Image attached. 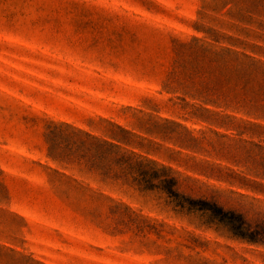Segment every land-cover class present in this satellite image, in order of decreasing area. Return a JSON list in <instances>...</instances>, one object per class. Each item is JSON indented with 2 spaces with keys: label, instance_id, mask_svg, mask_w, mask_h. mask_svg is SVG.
Masks as SVG:
<instances>
[{
  "label": "rangeland",
  "instance_id": "obj_1",
  "mask_svg": "<svg viewBox=\"0 0 264 264\" xmlns=\"http://www.w3.org/2000/svg\"><path fill=\"white\" fill-rule=\"evenodd\" d=\"M118 154L264 227V0H0V264H264Z\"/></svg>",
  "mask_w": 264,
  "mask_h": 264
},
{
  "label": "trees",
  "instance_id": "obj_2",
  "mask_svg": "<svg viewBox=\"0 0 264 264\" xmlns=\"http://www.w3.org/2000/svg\"><path fill=\"white\" fill-rule=\"evenodd\" d=\"M109 150L116 149L115 145H109ZM116 153V152H115ZM117 154V153H116ZM119 155V154H118ZM131 157L119 155L117 162L127 167H136L137 174L143 180L145 190L158 189L166 195L175 208L179 211L197 213L202 218L201 225L222 230L231 238L254 244L264 245V227L251 225L240 215L232 211H226L216 203L202 199H191L179 194L174 188L175 179L167 176L168 169H146L141 162L130 164ZM153 163V162H152ZM157 180V183H153Z\"/></svg>",
  "mask_w": 264,
  "mask_h": 264
}]
</instances>
